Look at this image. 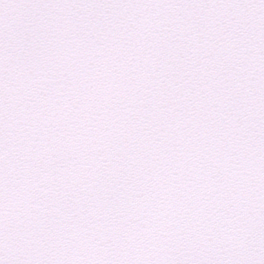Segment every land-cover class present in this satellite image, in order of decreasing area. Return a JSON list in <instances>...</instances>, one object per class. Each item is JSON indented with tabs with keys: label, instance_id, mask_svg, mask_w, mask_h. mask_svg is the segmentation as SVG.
Wrapping results in <instances>:
<instances>
[{
	"label": "snow or ice",
	"instance_id": "1",
	"mask_svg": "<svg viewBox=\"0 0 264 264\" xmlns=\"http://www.w3.org/2000/svg\"><path fill=\"white\" fill-rule=\"evenodd\" d=\"M0 264H264V0H0Z\"/></svg>",
	"mask_w": 264,
	"mask_h": 264
}]
</instances>
